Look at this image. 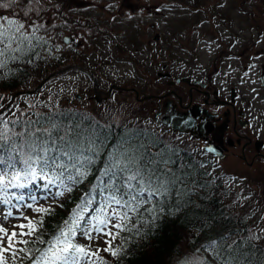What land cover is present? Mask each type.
I'll list each match as a JSON object with an SVG mask.
<instances>
[{"label":"trees","instance_id":"obj_1","mask_svg":"<svg viewBox=\"0 0 264 264\" xmlns=\"http://www.w3.org/2000/svg\"><path fill=\"white\" fill-rule=\"evenodd\" d=\"M4 23L8 22L0 19V32L5 33L0 37V65L17 69L38 52L10 50L21 33L15 28L10 38ZM25 39L42 43L35 37ZM34 66L35 73L22 67L18 75L0 70L4 73L0 90L9 95L29 89L41 72ZM57 93L51 89L47 98L53 100ZM22 97H14L5 117L0 115V203L57 185L67 192L28 218L34 231L27 228L3 264L43 261L50 243L77 215L81 219L73 243L95 253L91 255L95 264H264V243L249 234L248 226L257 221L246 219L245 211L251 208H237L241 214L232 212L236 211L229 208L234 192L223 177L204 168L193 142L171 146L144 126L101 123L86 109L64 100L65 105L26 112L34 108L29 101L21 103ZM143 191L148 196L141 195ZM111 202L117 222L107 243L97 250L80 244V231L93 219H105ZM108 248L117 254L105 251Z\"/></svg>","mask_w":264,"mask_h":264},{"label":"flooded vegetation","instance_id":"obj_2","mask_svg":"<svg viewBox=\"0 0 264 264\" xmlns=\"http://www.w3.org/2000/svg\"><path fill=\"white\" fill-rule=\"evenodd\" d=\"M171 1H173L171 4L164 7L158 6L152 0H136L131 11L132 14L135 11L143 12L148 17L144 19L149 21L147 24L149 31L154 32L156 22L165 16L164 12H161L162 9L175 10L179 5H186L182 7L185 12H172L166 19L167 27L172 26L167 30L166 42L170 54L168 58L157 60L148 55L149 52H154L152 43L159 41L155 33L141 36L146 41V61H138V56L143 55L142 52L137 51L136 47L133 49L130 46L126 47L122 40L119 51L115 50L116 39L113 37L115 34L118 37L119 33L111 28L115 34L105 33L109 39L106 40L104 47L112 51V56L109 55L105 61L99 62L95 69H85L77 65L62 66V57L58 58L57 55L58 68L54 70L53 75L55 79L61 81V75L70 67L79 69L78 74L73 78L74 98L67 96L64 98L68 103L91 100L96 104H102L112 94L121 92L125 99L131 93L137 108L134 115L140 119L144 117V122L149 121L150 116L155 125L152 128L146 127V130L163 136L168 135L172 142L184 143L192 140L194 147L201 154L204 166L213 170L218 176H226L234 182L235 206L252 208L255 210L252 215L258 219V216L264 212V190L260 183L264 185V90L262 89L263 109H250L238 103L233 87L221 86L220 69L231 67L236 53L233 44H224L222 39L217 38L234 35L232 25L236 24L232 19L221 16L219 12L216 15L209 12L200 13L201 9L193 7L197 3L196 0ZM98 4L88 5L95 8L92 13L102 17L105 15V6L97 7ZM118 6L115 5V8ZM215 6L219 9V4L216 2ZM91 8H88L89 13H87L89 19H92ZM39 15L42 16V13L40 12ZM104 25L106 26V22ZM14 26L15 23L9 25L11 28ZM86 26H91L89 20ZM221 26H225V30L220 29ZM215 28H219L213 31H219L217 38L210 35ZM69 39L72 41L70 49L74 52L72 59L80 55L77 52L79 44L74 42L73 37ZM212 42L222 44L212 50L202 48L203 44L208 46ZM125 48L129 53L128 56H125ZM28 49L31 52L37 49L44 50V43L33 41V44L28 45ZM203 51L210 52L208 60H201ZM19 68L17 66V69ZM17 69L10 64L0 65L1 71L11 70L18 75ZM143 69H149L150 74L147 75ZM261 70L264 72V64L261 65ZM79 75L84 79L79 78ZM3 77L4 73H0V78ZM85 81L89 85L86 84L84 87ZM59 89L60 87L57 91ZM185 118L191 119L192 124L186 126L182 124ZM179 123L180 127L186 130L185 132L172 129L171 124ZM207 147L213 149L216 154H211L206 150ZM226 162L232 167L230 171L223 172V165ZM256 186H259L260 190Z\"/></svg>","mask_w":264,"mask_h":264},{"label":"rangeland","instance_id":"obj_3","mask_svg":"<svg viewBox=\"0 0 264 264\" xmlns=\"http://www.w3.org/2000/svg\"><path fill=\"white\" fill-rule=\"evenodd\" d=\"M152 1L157 3L158 6L164 7L173 2L171 0ZM88 2L94 4L99 3L96 5L97 7L105 6V15L99 17L96 13H92L95 8H91L90 5H88L91 3ZM134 2H136V0H0V17H2L3 21H14L15 25H19L17 27L18 30L23 31L24 33L35 32L36 35L40 34L45 40L46 45L43 52L46 53V47L50 49L48 60L50 64L47 69L45 67L46 60H40L39 54H37L32 60L31 66L37 65V67L41 68V72L40 75L35 76V81L30 82V84L26 83L29 85L33 84L29 89L33 88L35 83L38 82L46 72L50 70L54 71V69L58 68L56 65L58 64V59H56L57 55L58 58L62 57V66L77 65L85 69H95L99 62L105 61L106 57L108 58L109 55L112 56V51H108L104 47L106 40L109 39L105 33L115 34L111 28L119 33L118 37L116 34L113 37L116 39L114 45L115 50L119 51L118 49H120V43L122 40L125 42L126 47L130 46L131 49L136 47L137 51L142 52L143 55L138 56V61H146V41L145 38L142 39L141 36L143 34L147 35L148 33H155L158 36L159 41L157 40L152 43L154 45V52L151 51L148 55L157 60L168 58L170 54L168 53L169 45L166 42L168 34L167 30L172 26L167 27L168 21H166V19L170 17L172 12H185L186 10L184 11L182 7H186V5H179V8L175 10L162 9L161 12H164L165 16L156 22L155 31L153 32V30L149 31L147 26L149 21L144 19L148 17H146L143 12L135 11L133 14L131 13ZM196 2L197 3L193 5V7L198 10L201 9L200 13L209 12L212 13V15H216L219 12L221 16H227L236 24L232 25V32L234 35H230L231 37L217 38L219 31H213L218 30L219 28L213 29L210 33L212 37L217 38L218 40L222 39V43L233 44L235 47L233 50L236 54L234 59H232V66L222 69L219 68L221 70V86L233 87L238 97V103L242 104L245 108L263 109L262 88L258 82V75L262 71L261 65L264 64V0H196ZM215 2L216 4H219V9L215 8ZM119 4L121 5L118 6ZM115 5L118 7L115 8ZM88 8H91L90 14L92 19H89L87 15V13H89ZM40 12L43 13V16L39 15ZM138 18H141L142 20L139 21ZM88 20L91 26L87 27L86 22H88ZM105 22L107 27L104 25ZM93 24H95V26ZM202 28L204 29V27ZM220 29L225 30V26H221ZM37 31H39V33ZM63 35L74 38V42L79 44L77 52L80 55L71 59L74 54L70 49V47H72V41H70L68 45L63 44L61 41ZM202 38L205 39V37ZM110 44L112 45L113 42ZM221 44L212 42L209 43L208 46L203 44L202 48L205 50L207 48L212 50ZM122 45L124 46L123 43ZM128 54L129 53L125 48V56H128ZM209 56L210 52L203 51V54H201V60H208ZM20 66L23 67V65ZM25 67L27 68V66ZM28 69L30 71V67ZM143 70L147 75L150 74L149 69ZM78 72L79 69L77 67H70L68 71L61 75V81L53 79L48 84H45L40 92L30 96H23L20 99L22 100L20 102L26 103L29 101L34 108L26 109V112L38 111L37 108H50L57 104L65 105L66 102L62 103V100H64V97L69 95L72 90L75 89L73 78L76 77ZM138 74L140 75L139 69ZM79 78L84 79L82 75H79ZM131 80L134 81V79ZM53 83L60 86V89L57 93L58 97H53L52 100L47 98L49 95L47 92L56 86ZM83 83L84 87L86 84L89 85L86 81ZM134 86L139 87L136 85ZM5 92L0 90V96H4L0 99V115L3 117H5V109L8 107L6 106L4 109V106L12 98L13 94L11 92V94L7 95L8 92ZM71 98H73L72 95ZM76 107L80 110L86 109L94 120L105 124L114 122L125 127L144 126L145 128L150 126L152 128L155 126L153 125L150 116L148 118L149 121L144 122V117L140 119L134 115L137 108L131 93L130 96L125 99L121 92L115 95L112 94L107 101L102 104H96L91 100H77L75 103V108ZM157 135L158 138L160 136L161 140L163 139L165 143H168L171 146L177 144V141L172 142L171 138L167 137L168 135ZM187 142H192V140ZM185 143L186 142L181 143V145H184ZM231 167L232 165L226 162L223 165V172L230 171ZM205 168L211 174L215 173L210 168L206 166ZM222 177L224 179V184L233 192L234 182L232 179L223 175ZM254 183L256 184V182ZM260 183L264 190L263 183ZM256 188H259L260 190L259 186H256ZM66 192V188L57 185L56 187H48L47 190H42L41 193L36 194L33 197H23L13 202L8 201L7 203L0 205V229H2V231H0V257H2V259L8 257L9 253L12 252L16 246L20 245L18 242L23 238L28 228V218L42 206L52 204L55 199H62ZM141 195L146 197L148 196V193L143 191ZM234 198L235 195L232 196L229 208L236 209V211L232 210L233 213H244L237 209L239 207L235 206ZM21 199L23 200L20 201ZM112 202L111 205L108 203L105 214L106 216H104L107 220V225H100L99 221H96V219L91 220V223H89L88 226L86 225L87 227L82 232L80 231L78 236V242L80 244H85L87 247L89 246V248L97 250L107 243L109 235L114 229L113 224H116L117 222V219L111 214V210L113 209ZM254 212L255 210L253 209L245 211L248 222L256 218L252 215ZM20 225H24L25 227L21 228ZM94 225L101 228L99 233L93 230ZM248 229L252 238L264 243V212L258 216L257 221L253 222V225L248 226ZM86 232L89 233L91 238H89V235L85 234ZM13 233H15L14 236ZM21 233L24 234L22 235ZM105 233H108L109 235H106ZM9 237H11V242L9 241ZM10 243L11 246H9ZM94 262L93 257L87 255L80 261V264H95ZM36 264H43V261L39 260Z\"/></svg>","mask_w":264,"mask_h":264},{"label":"snow or ice","instance_id":"obj_4","mask_svg":"<svg viewBox=\"0 0 264 264\" xmlns=\"http://www.w3.org/2000/svg\"><path fill=\"white\" fill-rule=\"evenodd\" d=\"M9 25L13 24L14 21L9 20ZM5 35L4 32H0V37ZM33 178H35V171L32 173ZM19 177H13V179H18ZM2 183V181H0ZM22 186V185H21ZM119 203V201H115ZM40 211H45L41 209ZM81 219L80 215L74 216L71 222H66V227L61 229L60 235L57 236L49 245V248L42 254L41 259L44 261V264H80V261L87 255H95V253H89L85 248L80 247L73 243V238L76 235V229L79 227V220ZM99 224L106 226L107 220L101 219L99 220ZM21 228L25 227L24 225H20ZM30 232L34 231V227L31 222L28 225ZM115 227L119 228L120 225L117 224ZM93 230L96 232H100L101 228L97 226H93ZM2 231V229H0ZM22 235L24 233H21ZM89 235V233H85ZM109 235L108 233H105ZM15 233H13V236ZM89 238L90 235H89ZM9 241L11 242V237H9ZM11 246V243L10 245ZM105 251H112L111 248L105 249ZM116 251H112V255H116ZM0 264H3L2 257H0Z\"/></svg>","mask_w":264,"mask_h":264},{"label":"water","instance_id":"obj_5","mask_svg":"<svg viewBox=\"0 0 264 264\" xmlns=\"http://www.w3.org/2000/svg\"><path fill=\"white\" fill-rule=\"evenodd\" d=\"M62 40H63V42L64 43H67L68 42V37L67 36H63L62 37ZM47 78L48 77H45L44 79H42L40 82H39V84H37V86L34 88V89H32V90H27V91H25L24 93H26V94H30V93H33V92H35L37 89H39L40 88V86H42V84L44 83V81L45 80H47ZM258 80H259V83H260V85H261V87L263 88V90H264V72L263 73H261L259 76H258ZM20 93H22V92H19V91H17V92H15L14 94H13V96H16V95H18V94H20ZM10 102H8L7 104H6V106L9 104ZM192 120L191 119H187V118H185L183 121H182V124H184L185 126L186 125H190V124H192ZM171 127H172V129H174V130H177L178 132H181V133H183V132H185L186 130L183 128H181L180 127V123L178 124V125H173V124H171ZM206 150H209L210 152H211V154H216V152L213 150V149H211L210 147H207L206 148Z\"/></svg>","mask_w":264,"mask_h":264}]
</instances>
